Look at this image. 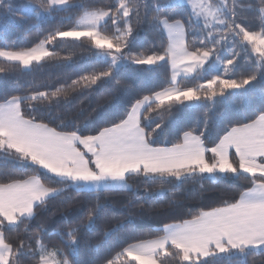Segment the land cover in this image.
I'll return each instance as SVG.
<instances>
[{"label": "snow or ice", "instance_id": "1", "mask_svg": "<svg viewBox=\"0 0 264 264\" xmlns=\"http://www.w3.org/2000/svg\"><path fill=\"white\" fill-rule=\"evenodd\" d=\"M37 3L38 8L27 5L24 14L35 11L39 19L72 7L70 0ZM187 4L191 11L184 21L170 15L179 6L176 0H152L151 4L147 0L143 4L141 0H116L106 8L86 10L75 25L49 32L35 46L0 48V73L17 68L31 71L45 61L70 59L48 47L66 39L86 38L91 45L88 51L106 65L54 91L12 95L0 102V264H22L26 249L31 253L27 259L35 264H73L69 257L77 254L82 231L90 229L103 212L99 204L89 209L84 229L66 225L61 236L67 238L63 241L67 251L49 250L40 238L35 239V247L23 239L14 245L6 233L19 232L22 225L27 231L40 207L69 191H128L132 177H143L147 185L158 184L159 196L188 180L231 176L247 180L249 186L238 198L224 199L221 206L195 212L182 223H164L155 238L128 243L105 264H248L250 254L264 255V105L242 121L230 122L215 139L210 138L205 121L203 130L199 126L181 129L182 135L178 132L170 147L156 146L187 107L186 101L224 104L257 87L264 90V0L258 5L251 0H186ZM5 7L9 14L14 12L9 0H0V12ZM238 9L258 12V30L246 23ZM133 16L137 25L143 19L159 29L161 36L166 35L160 50H133ZM193 20L202 22L203 37L200 46L190 50L187 37ZM224 48L231 50L230 58L219 55ZM249 48L257 55L259 71L239 80L228 75L237 70L238 60ZM217 61L224 65V75L217 73L206 84L185 87L177 79L181 66L187 75L206 63L209 69L205 71H209ZM160 62L170 63L172 68L168 87L128 99L122 113L93 127L90 133L87 125L49 126L31 114L41 104L48 111L60 108L61 97L67 105L68 96L81 89L95 91L114 82L119 85L117 71L122 65L158 66ZM252 63L255 68L256 62ZM119 90L117 87L114 92ZM25 105L31 112L26 113ZM145 195L153 197L148 188ZM118 231L119 227H109L103 235L110 237Z\"/></svg>", "mask_w": 264, "mask_h": 264}, {"label": "trees", "instance_id": "2", "mask_svg": "<svg viewBox=\"0 0 264 264\" xmlns=\"http://www.w3.org/2000/svg\"><path fill=\"white\" fill-rule=\"evenodd\" d=\"M9 2L14 12L9 14L7 7L0 12V48L19 50L35 46L51 31L72 27L86 10L106 8L115 4L116 0H70L72 5L70 10L57 11L51 16L45 15L39 19L35 12L25 15L23 10L27 3H32L34 8H38L37 0H9ZM144 2L145 0H141L142 4ZM251 2L258 5L259 0H251ZM147 3L151 4L152 0H147ZM177 4L179 6L171 10L170 15L187 21L189 7L185 4ZM143 12L142 7L141 16ZM238 12L250 27L258 30V12L251 9H238ZM132 24L135 39L130 38V40L134 51L147 53L150 50H160L166 44V35L161 36L160 30L154 28L151 23L141 19L137 25L133 16ZM112 27L109 24V29ZM201 28L202 24L193 20L187 37L190 50L200 46L199 40L203 37ZM48 47L54 48L60 57L70 59L45 61L42 62V66L34 65L31 71L17 68L0 73V102L12 95H29L37 90L54 91L56 87L70 84L72 80L106 66L102 58L94 57L88 51L91 45L86 38H81L79 41L58 40ZM219 55L222 59H227L232 56V52L224 48L220 50ZM253 61L256 62L255 68ZM223 68L224 65L217 61L213 68L205 71L209 69V64L206 63L203 69L198 68L193 74L180 77L178 80L183 81L181 86L198 87L201 83L206 84L208 79L217 73L223 76ZM254 71H259V61L257 55L249 48V51L242 54L238 60L237 70L234 73L229 72L228 75L239 80ZM171 75L170 63L160 62L158 66L129 63L122 65L117 71L119 85L114 82L95 91L81 89L68 96L67 105L63 104L64 98L61 97V107L52 111H48L44 104L39 105V110L36 112H31L27 105L24 107L26 113L31 112L39 121L49 123V126L70 125L84 128L87 125V132L90 133L93 127L106 123L122 113L128 99L135 96L142 97L168 87ZM117 87L120 90L114 92ZM185 105L187 107L182 106L183 111L177 115L171 129L159 137L156 146H171L181 129L199 126L203 130L205 121L209 125L210 138L215 139L216 134L230 122L234 124L242 121L264 105V90L257 87L247 96L231 99L224 104H213L212 101L201 99L194 102L186 101ZM73 120H75L74 125ZM13 175L19 174L13 173ZM128 184L131 186L128 191L100 193L69 191L40 207L35 218L28 222L27 231L22 225L19 232L6 233V236L14 245L23 239L26 245L32 244L35 247V239L40 238L49 250L55 247L67 251L63 242L67 238L65 236L62 240L61 236L62 232L67 231L66 225L71 224L84 229L89 209L99 204L103 207V212L90 229L82 231L78 252L69 259L73 264H105L107 259L115 257L116 253L128 243L155 238V235L159 234L157 229L164 223H182L184 219H190L195 212L221 206L224 199L231 200L233 196L238 198L239 192L249 186L247 180H236L231 176L219 179L206 178L188 180L174 191L159 196L157 195L159 185H147L143 177H132L128 180ZM146 188L153 193L152 198L145 195ZM109 227H119V231L115 235L105 237L103 233L108 231ZM25 253L22 264H35V261L27 259L31 256L27 249ZM247 261L248 264H264V255L252 253L247 257Z\"/></svg>", "mask_w": 264, "mask_h": 264}, {"label": "rangeland", "instance_id": "3", "mask_svg": "<svg viewBox=\"0 0 264 264\" xmlns=\"http://www.w3.org/2000/svg\"><path fill=\"white\" fill-rule=\"evenodd\" d=\"M217 2H219V0H217ZM176 3H181V4H186V0H176ZM29 4H31L32 6H33V4L32 3H27L24 7H23V10H24V8L27 6V5H29ZM187 6L189 7V9H190V11H191V5L190 4H187ZM33 8H34V6H33ZM32 12H35V11H32ZM83 16V15H82ZM81 16V17H82ZM80 17V18H81ZM79 18V19H80ZM78 19V20H79ZM198 23H201L202 24V22H198ZM194 102V101H193ZM211 179H213V178H211Z\"/></svg>", "mask_w": 264, "mask_h": 264}, {"label": "crops", "instance_id": "4", "mask_svg": "<svg viewBox=\"0 0 264 264\" xmlns=\"http://www.w3.org/2000/svg\"><path fill=\"white\" fill-rule=\"evenodd\" d=\"M182 68H183V66H181V71H180V75L177 77V79H179L180 77H183V76H189V75H191V74H193L197 69H195L193 72H191V73H188L187 75H185L184 73H183V71H182ZM171 73H172V68H171ZM168 147H170V146H168Z\"/></svg>", "mask_w": 264, "mask_h": 264}]
</instances>
